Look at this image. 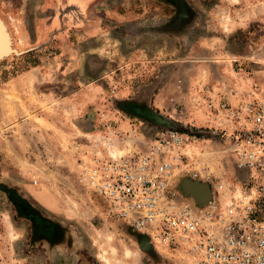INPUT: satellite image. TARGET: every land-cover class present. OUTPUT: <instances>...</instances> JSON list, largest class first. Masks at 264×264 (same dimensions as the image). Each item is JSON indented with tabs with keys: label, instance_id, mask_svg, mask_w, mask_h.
<instances>
[{
	"label": "rangeland",
	"instance_id": "374dc122",
	"mask_svg": "<svg viewBox=\"0 0 264 264\" xmlns=\"http://www.w3.org/2000/svg\"><path fill=\"white\" fill-rule=\"evenodd\" d=\"M0 26V264H174L80 181L85 155L108 147L91 136L104 125L91 113L103 109L109 124L119 104L153 103L135 130L115 131L114 155L193 118L178 107L177 85L193 74L194 38L217 41L234 59L223 64L221 85L263 84L264 0H0ZM165 32L183 37L184 53ZM200 147L193 156L208 164L226 154L218 137ZM223 163L232 182L246 177L230 157Z\"/></svg>",
	"mask_w": 264,
	"mask_h": 264
},
{
	"label": "built area",
	"instance_id": "2783aa9c",
	"mask_svg": "<svg viewBox=\"0 0 264 264\" xmlns=\"http://www.w3.org/2000/svg\"><path fill=\"white\" fill-rule=\"evenodd\" d=\"M249 84L236 82L231 97L185 92L178 107L191 109L193 120L122 155L109 152L108 138L101 140L107 153L85 155L80 181L111 217L174 255V264H264V83ZM213 136L245 178L232 182L225 155L213 164L193 156Z\"/></svg>",
	"mask_w": 264,
	"mask_h": 264
},
{
	"label": "crops",
	"instance_id": "0c3cea01",
	"mask_svg": "<svg viewBox=\"0 0 264 264\" xmlns=\"http://www.w3.org/2000/svg\"><path fill=\"white\" fill-rule=\"evenodd\" d=\"M230 31H233V30L231 29ZM166 33L167 32H165V34H161V35H163L165 37V39H167V40H169V37H175L176 38L175 41L173 40V38H170L171 42L175 43V46L177 48H179V49H177V52L181 51L182 53H184V50L187 49L186 47L188 46V44L186 42H184L183 37L179 34H176V36H167ZM194 42H196L199 51L198 52L197 51L192 52L190 54L191 57L188 56V57H190L191 60L195 61L192 63L193 65L190 64L188 66V67L192 66L193 74H187L184 72L182 74V78H181V80L183 81L181 84L183 89H180V87H178V85H177V87H178L177 90L181 91V94H185V92H189V94H191L194 92L195 94L197 93V95L200 94L201 91H205V90H207L208 92L224 91V92H226V94L229 97H231L228 89L234 88L236 85V82L230 80V82L227 85L222 84L225 86V87H223L221 85L222 82H220V81H222L221 80L222 77L225 76V75H223V72H224L223 71L224 70L223 64L225 62L230 63V65L232 67L234 59L232 60V58L230 57V55L227 54V52L219 49L217 41H209V40H206L203 38L202 39L194 38ZM226 59H228V60H226ZM235 59H238V58H235ZM243 60H245V59H243ZM204 65L208 67V68H206L207 70L203 69V68H205V67H203ZM226 69L229 72L228 67H226ZM26 76H27V74L24 73L22 79L25 78ZM226 76H229V75H226ZM14 80H15V82H17L18 77H15ZM67 80H68V76L63 81H67ZM37 81H38V78L34 79L32 81L33 83L31 85V88H29L30 91L32 90L35 92V98H34L35 106L33 109H31V106H30L29 107L30 110H34V109L38 108L37 107L38 106V103H37L38 83H37ZM243 82H244V84H242V85L249 84V83H245V81H243ZM62 88L65 89L67 87L63 84ZM184 88L188 89V91ZM45 89L47 92L45 95H47V97H46L45 101H43V102L45 104H49V103L53 102V98H52L51 93H50V91L53 88H50V86L47 85V86H45ZM80 94H81V90L80 91H74L72 95L73 96L76 95L78 97V96H80ZM73 96H71V97L68 96L67 99L64 98V99L60 100L59 102L63 103L65 100L69 101V99H71V98L73 99ZM62 103H60V104H62ZM151 104H153V103L148 102L146 104V103H143L139 100L136 101L135 99H134V101H129L128 103H125V104H121V105L119 104L118 110H117L119 113V116L117 117L116 114L113 115L112 116L113 120L111 119V121H109V124L104 123L105 118H103V116L105 114L103 112L104 111L103 109H100V113H97V114L92 112L91 114H93V116L95 115V118L99 122H101L100 124H104V125H102L104 127L101 126L100 128H98L99 129V131H98L99 135H98V132L95 131V134H93V135L91 134V136L98 138V140H106L107 141V138L112 140V138L115 137V131L118 132L119 129L120 130L121 129L135 130L136 129V123H134V121H135L134 119H137L138 117H140L141 119L143 118L145 120L146 119L145 116L144 115L142 116L140 113H145L147 111H150L151 110L150 109ZM119 111L124 113L125 116H122V117L125 118V120L120 116ZM114 118L115 119L118 118V119H116V121H115ZM102 120H104V121L102 122ZM128 120H129V122H128ZM130 120H131V123H130ZM190 120H193V118H191ZM115 127H117V128H115ZM106 130H109V133H107ZM110 133L112 136H110ZM104 134H106V135H104ZM14 181H16L15 178H14ZM1 182L3 185L6 184L5 183L6 181H1Z\"/></svg>",
	"mask_w": 264,
	"mask_h": 264
},
{
	"label": "bare ground",
	"instance_id": "6f19581e",
	"mask_svg": "<svg viewBox=\"0 0 264 264\" xmlns=\"http://www.w3.org/2000/svg\"><path fill=\"white\" fill-rule=\"evenodd\" d=\"M3 38H5L4 37V33H3V30H2V28H1V26H0V44L3 42ZM1 46V45H0ZM110 152V151H109ZM111 153V152H110ZM112 154V153H111ZM112 155H114V154H112ZM127 255L129 256V251H128V253H127Z\"/></svg>",
	"mask_w": 264,
	"mask_h": 264
},
{
	"label": "flooded vegetation",
	"instance_id": "af4514ba",
	"mask_svg": "<svg viewBox=\"0 0 264 264\" xmlns=\"http://www.w3.org/2000/svg\"><path fill=\"white\" fill-rule=\"evenodd\" d=\"M185 182V181H184ZM186 183V182H185ZM181 184H182V182H181ZM183 185V184H182ZM193 188V186L191 187V189Z\"/></svg>",
	"mask_w": 264,
	"mask_h": 264
},
{
	"label": "water",
	"instance_id": "95a60500",
	"mask_svg": "<svg viewBox=\"0 0 264 264\" xmlns=\"http://www.w3.org/2000/svg\"><path fill=\"white\" fill-rule=\"evenodd\" d=\"M5 42V41H4ZM4 42H2L0 45H2Z\"/></svg>",
	"mask_w": 264,
	"mask_h": 264
},
{
	"label": "trees",
	"instance_id": "16d2710c",
	"mask_svg": "<svg viewBox=\"0 0 264 264\" xmlns=\"http://www.w3.org/2000/svg\"><path fill=\"white\" fill-rule=\"evenodd\" d=\"M207 135H209V134L207 133Z\"/></svg>",
	"mask_w": 264,
	"mask_h": 264
}]
</instances>
